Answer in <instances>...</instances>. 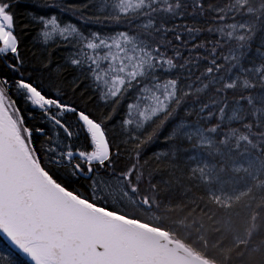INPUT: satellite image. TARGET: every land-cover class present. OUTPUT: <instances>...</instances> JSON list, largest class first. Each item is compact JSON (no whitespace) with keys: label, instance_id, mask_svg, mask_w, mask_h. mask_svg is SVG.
<instances>
[{"label":"snow or ice","instance_id":"1","mask_svg":"<svg viewBox=\"0 0 264 264\" xmlns=\"http://www.w3.org/2000/svg\"><path fill=\"white\" fill-rule=\"evenodd\" d=\"M181 154L264 189V0H0V264H124Z\"/></svg>","mask_w":264,"mask_h":264},{"label":"trees","instance_id":"2","mask_svg":"<svg viewBox=\"0 0 264 264\" xmlns=\"http://www.w3.org/2000/svg\"><path fill=\"white\" fill-rule=\"evenodd\" d=\"M179 163L185 175L177 169L167 191L161 185L163 202L154 209L161 217L158 227L212 263L264 264V189L252 180L251 195L244 192L229 200L215 190L210 198L209 186H197V180L187 178L184 154ZM168 177V172H161L157 180Z\"/></svg>","mask_w":264,"mask_h":264},{"label":"water","instance_id":"3","mask_svg":"<svg viewBox=\"0 0 264 264\" xmlns=\"http://www.w3.org/2000/svg\"><path fill=\"white\" fill-rule=\"evenodd\" d=\"M120 223L127 229L120 235L124 264H215L161 230L135 222Z\"/></svg>","mask_w":264,"mask_h":264},{"label":"rangeland","instance_id":"4","mask_svg":"<svg viewBox=\"0 0 264 264\" xmlns=\"http://www.w3.org/2000/svg\"><path fill=\"white\" fill-rule=\"evenodd\" d=\"M206 158L210 159V157H206ZM260 168L261 166L259 164L253 162V169H252L253 172H255L257 169ZM252 180L253 179L250 176H245L241 178L230 172H226L220 175L216 183L211 185V188L216 190L219 194L223 195L224 198H228L229 200H231L246 192V190L251 185ZM126 211L137 213L139 217L146 220L148 224L155 225V227L152 228L161 230V228L158 227V223L160 222L161 217L158 213H156L154 209L146 211L138 204L133 202L131 205H129L128 208H126ZM163 232L170 234L168 231H163Z\"/></svg>","mask_w":264,"mask_h":264}]
</instances>
